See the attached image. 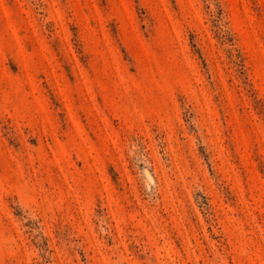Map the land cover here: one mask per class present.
I'll return each mask as SVG.
<instances>
[{
  "label": "rangeland",
  "instance_id": "rangeland-1",
  "mask_svg": "<svg viewBox=\"0 0 264 264\" xmlns=\"http://www.w3.org/2000/svg\"><path fill=\"white\" fill-rule=\"evenodd\" d=\"M0 264H264V0H0Z\"/></svg>",
  "mask_w": 264,
  "mask_h": 264
}]
</instances>
